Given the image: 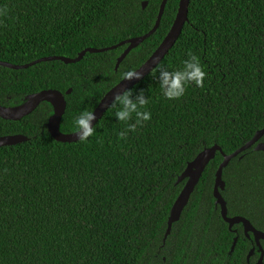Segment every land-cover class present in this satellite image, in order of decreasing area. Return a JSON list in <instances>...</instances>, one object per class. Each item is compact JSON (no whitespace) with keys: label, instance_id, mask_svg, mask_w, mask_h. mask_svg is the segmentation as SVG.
I'll return each instance as SVG.
<instances>
[{"label":"trees","instance_id":"16d2710c","mask_svg":"<svg viewBox=\"0 0 264 264\" xmlns=\"http://www.w3.org/2000/svg\"><path fill=\"white\" fill-rule=\"evenodd\" d=\"M0 0V60L24 64L43 56L75 57L146 33L161 0ZM178 0H167L155 32L114 70L125 45L74 63L50 60L27 68L0 66V104H19L43 89L65 92L59 130L93 110L122 73L143 63L168 31ZM187 22L160 70L197 55L203 87L168 100L159 72L131 87L148 99L151 119L129 131L112 103L87 141L58 142L46 129L51 105L19 120L0 118V135L28 139L0 146V264H254L259 256L241 224L228 225L212 195L222 160L209 161L164 238L169 210L184 180L177 177L205 147L229 154L264 128V0H190ZM167 66H170L167 68ZM264 141V135L260 139ZM241 156V157H239ZM227 215L264 232V150L253 147L222 170ZM234 237H237L230 251ZM264 251V241H260ZM262 264H264V259Z\"/></svg>","mask_w":264,"mask_h":264},{"label":"water","instance_id":"95a60500","mask_svg":"<svg viewBox=\"0 0 264 264\" xmlns=\"http://www.w3.org/2000/svg\"><path fill=\"white\" fill-rule=\"evenodd\" d=\"M189 1L190 0H178L176 13L168 31L166 32L160 43L157 45V47L148 56V58L143 63H141L137 68L134 69L136 72L140 74L139 77L134 75L132 79L124 80L121 78L118 82H116L103 94L99 102L92 110L95 111V117H96V119H94L91 122L93 125L102 117L104 112L113 103V98L116 93L123 92L126 88H131L141 79H143L147 74L150 73V70L153 67H155L157 61L160 62L161 59L169 51V49L174 45V43L176 42L182 31L184 24L188 20L187 15H188ZM166 2L167 0H161L153 26L146 33L142 35L127 38L116 44L106 47H101V48L87 47L81 50L80 52H78V54L75 57H66L60 55L43 56L24 64H13L10 62L0 60V66L10 69H21V68H27L39 62L50 61V60H60L65 64L74 63L79 61L86 52L89 53L103 52L125 45L123 51L116 58L114 70H117L120 62L125 58V56L133 48L138 46L143 40H145L155 32V30L159 26L160 19L162 17ZM146 5H147L146 0L141 2V8H145ZM70 92H71V88H68L64 93L57 89H52V88L43 89L25 95L23 100L17 105L5 106L0 104V118L5 120H19L24 116L30 114L35 108H37V106L41 102H47L51 105L52 108V113L48 116L46 121V129L47 132L50 134V136L55 141L58 142L78 141L79 140L77 136L78 130L69 133H63L59 130L60 120L66 106L64 95L69 94ZM263 135H264V128L257 130L249 140H247L243 145H241L239 148H237L236 150H234L229 154H224L221 151V148L217 144H213L210 147L203 148L200 152H198L194 156L192 160L187 162L185 168L176 179V183L184 180V184L169 210V214L166 221V230L164 233V238L169 234L171 225L179 220L182 210L186 206L191 193L193 192L196 184L198 183L202 175L203 170L205 169L209 161L213 159L215 153L218 151L222 156V160L218 164V167L214 174L212 195L215 199V205L219 206L220 216L222 220L227 223L229 230H232L233 225L241 224L244 235L246 237H250V234L252 235V239L255 245L251 247L246 258L247 260H249V257L254 253L255 248L257 247L259 250V256L254 264H262L264 258V251L261 247L260 241L261 240L264 241V232L256 229L250 223V221L243 216L240 215L228 216L226 202L223 199L220 191L223 190L225 186V183L222 179L223 168L228 165L231 159L235 158L241 152L247 150L252 146L255 151H263L264 141H259ZM27 139L28 137L24 134L0 135V146L14 145L20 142H24ZM236 240L237 237H234L230 251L233 250Z\"/></svg>","mask_w":264,"mask_h":264},{"label":"clouds","instance_id":"9594fccd","mask_svg":"<svg viewBox=\"0 0 264 264\" xmlns=\"http://www.w3.org/2000/svg\"><path fill=\"white\" fill-rule=\"evenodd\" d=\"M163 66L159 61L150 70L151 75L159 72L158 87L164 98L168 100L179 99L185 95L189 85L194 84L197 87H203L205 78L208 75L201 59L194 54H190L187 59L182 61V67L172 68L169 70H160ZM170 66H167L169 68ZM139 77V73L135 70H128L122 73V79H132L133 76ZM141 94L132 97V89L126 88L123 92L116 93L113 98V103L118 104L119 108L115 115L118 120L126 125L124 131L119 133L124 137L129 131L137 129L138 125L143 124L151 119V112L145 110V105L148 104V99ZM95 117V111L88 109L82 110L75 118V126L78 129L77 136L80 141H87L89 137L95 133V126L91 123Z\"/></svg>","mask_w":264,"mask_h":264},{"label":"flooded vegetation","instance_id":"af4514ba","mask_svg":"<svg viewBox=\"0 0 264 264\" xmlns=\"http://www.w3.org/2000/svg\"><path fill=\"white\" fill-rule=\"evenodd\" d=\"M259 141H261V140H259ZM252 147H253V146H252ZM251 236H252V235H251ZM257 258H258V257H257ZM263 259H264V258H263ZM256 260H257V259H256ZM256 260H255V261H256ZM254 263H255V262H254Z\"/></svg>","mask_w":264,"mask_h":264}]
</instances>
